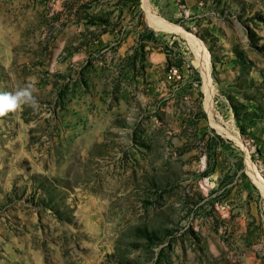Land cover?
Masks as SVG:
<instances>
[{
  "label": "rangeland",
  "instance_id": "rangeland-1",
  "mask_svg": "<svg viewBox=\"0 0 264 264\" xmlns=\"http://www.w3.org/2000/svg\"><path fill=\"white\" fill-rule=\"evenodd\" d=\"M28 84L0 264H264V0H0V92Z\"/></svg>",
  "mask_w": 264,
  "mask_h": 264
},
{
  "label": "bare ground",
  "instance_id": "bare-ground-1",
  "mask_svg": "<svg viewBox=\"0 0 264 264\" xmlns=\"http://www.w3.org/2000/svg\"><path fill=\"white\" fill-rule=\"evenodd\" d=\"M176 29L181 31L182 33L184 32L181 28H176ZM185 36H186L185 38L188 40L189 45L193 51L195 64L197 65L200 72L202 73L203 80H204V82H203L204 90L206 93L204 106L206 107V109L208 111H210L211 110V102H212V100H211L212 87L209 83V81H210V78H209V59H208L209 54H208L207 50L205 49L204 44H202V42L198 38L194 37L193 35H190L189 33H185ZM210 114H211V111H210ZM216 126L219 129H222V127L219 124H216ZM248 166L252 171L251 165L249 164ZM252 173H253L254 179L259 183V186L262 189L263 194H264V181H263V179L258 175L256 176L255 172L252 171Z\"/></svg>",
  "mask_w": 264,
  "mask_h": 264
},
{
  "label": "clouds",
  "instance_id": "clouds-1",
  "mask_svg": "<svg viewBox=\"0 0 264 264\" xmlns=\"http://www.w3.org/2000/svg\"><path fill=\"white\" fill-rule=\"evenodd\" d=\"M25 104L34 109L38 107L36 98L33 95L32 84H28L24 88L15 90L14 92H0V118L10 112H15Z\"/></svg>",
  "mask_w": 264,
  "mask_h": 264
},
{
  "label": "built area",
  "instance_id": "built-area-1",
  "mask_svg": "<svg viewBox=\"0 0 264 264\" xmlns=\"http://www.w3.org/2000/svg\"><path fill=\"white\" fill-rule=\"evenodd\" d=\"M171 71H173V73L175 74L177 70H171Z\"/></svg>",
  "mask_w": 264,
  "mask_h": 264
}]
</instances>
